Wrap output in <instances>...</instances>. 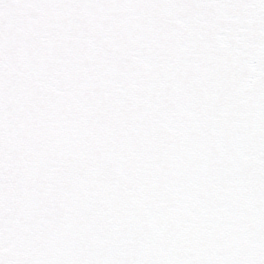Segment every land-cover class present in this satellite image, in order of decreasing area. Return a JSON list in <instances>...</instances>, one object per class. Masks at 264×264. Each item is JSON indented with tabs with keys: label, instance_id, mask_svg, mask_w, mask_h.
<instances>
[{
	"label": "snow or ice",
	"instance_id": "obj_1",
	"mask_svg": "<svg viewBox=\"0 0 264 264\" xmlns=\"http://www.w3.org/2000/svg\"><path fill=\"white\" fill-rule=\"evenodd\" d=\"M0 264H264V0H0Z\"/></svg>",
	"mask_w": 264,
	"mask_h": 264
}]
</instances>
